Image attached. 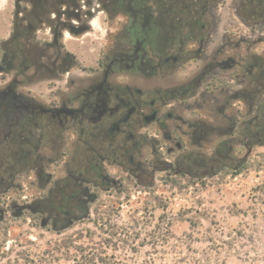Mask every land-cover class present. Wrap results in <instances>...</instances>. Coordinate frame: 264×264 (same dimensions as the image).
Instances as JSON below:
<instances>
[{"label":"flooded vegetation","instance_id":"obj_1","mask_svg":"<svg viewBox=\"0 0 264 264\" xmlns=\"http://www.w3.org/2000/svg\"><path fill=\"white\" fill-rule=\"evenodd\" d=\"M226 2L16 0L1 65L18 72L0 86V198L16 181L19 213H46L64 227L87 213L100 190L123 180L107 166L137 180L164 170L205 182L231 151L264 146V56L255 52L248 62L207 54ZM102 11L117 40L86 65L71 45ZM239 11L244 21H264V0H240ZM77 67L81 77L52 85L49 96L35 92ZM236 67L243 117L228 112L225 91L213 94L221 82L215 70ZM215 101L223 103L220 112L203 111Z\"/></svg>","mask_w":264,"mask_h":264},{"label":"rangeland","instance_id":"obj_2","mask_svg":"<svg viewBox=\"0 0 264 264\" xmlns=\"http://www.w3.org/2000/svg\"><path fill=\"white\" fill-rule=\"evenodd\" d=\"M15 2L0 0V86L18 72L1 68L6 54L3 42L13 31ZM223 7L207 54L219 59L245 56L248 62H253L255 52L264 56V21H244L240 0H227ZM97 15L94 29L71 45L86 65H95L100 49L106 51L117 40L108 34L113 29L106 13ZM239 71L238 67L215 70L221 82L214 83L213 94L222 97L225 91L230 96L228 112L243 117L247 108L234 96L241 88ZM83 74L77 67L70 75L64 72L60 81L46 78L33 88L49 96L52 85L61 86ZM203 107L217 114L223 103ZM230 155L233 163L247 157L249 170L235 174L234 169H223L205 182L170 176L164 170L137 180L106 164L123 180L100 190L97 198L89 200L87 213L64 227L52 225L46 213L31 209L19 213L17 206L23 200L15 181L0 198V264H88L92 258L95 261L89 264H104L102 258L110 264H264V146L252 151L240 147ZM23 183L30 187V195L35 192L31 179Z\"/></svg>","mask_w":264,"mask_h":264},{"label":"trees","instance_id":"obj_3","mask_svg":"<svg viewBox=\"0 0 264 264\" xmlns=\"http://www.w3.org/2000/svg\"><path fill=\"white\" fill-rule=\"evenodd\" d=\"M258 1H256L257 3ZM10 41L9 40H5L3 42V45L4 47L7 46V44L9 43ZM229 153V152H228ZM229 158L226 160V165H225V168L224 169H234L235 170V174H238L240 173L242 170H249L251 164H250V161L247 157H244L242 159H240L237 163H233V157L230 155L228 156ZM181 177V176H180ZM181 178H184V177H181ZM187 179V178H186ZM188 180V179H187ZM178 181V180H177ZM188 181H192V180H188ZM261 189L264 191V186H261ZM170 232L169 229H167L165 231L166 234H168ZM90 262L89 263H92L95 261V258H92L91 260H89ZM102 263L104 264H110L111 262L107 259V258H102ZM88 263V264H89Z\"/></svg>","mask_w":264,"mask_h":264}]
</instances>
